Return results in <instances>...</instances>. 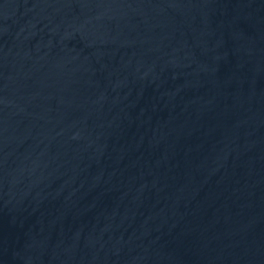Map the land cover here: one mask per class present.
Segmentation results:
<instances>
[{
    "label": "water",
    "instance_id": "1",
    "mask_svg": "<svg viewBox=\"0 0 264 264\" xmlns=\"http://www.w3.org/2000/svg\"><path fill=\"white\" fill-rule=\"evenodd\" d=\"M0 264H264V0H0Z\"/></svg>",
    "mask_w": 264,
    "mask_h": 264
}]
</instances>
